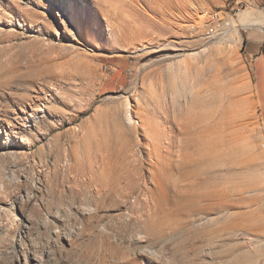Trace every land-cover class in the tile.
<instances>
[{
	"label": "rangeland",
	"instance_id": "rangeland-1",
	"mask_svg": "<svg viewBox=\"0 0 264 264\" xmlns=\"http://www.w3.org/2000/svg\"><path fill=\"white\" fill-rule=\"evenodd\" d=\"M263 41L264 0H0V264H264Z\"/></svg>",
	"mask_w": 264,
	"mask_h": 264
},
{
	"label": "bare ground",
	"instance_id": "bare-ground-1",
	"mask_svg": "<svg viewBox=\"0 0 264 264\" xmlns=\"http://www.w3.org/2000/svg\"><path fill=\"white\" fill-rule=\"evenodd\" d=\"M99 1V0H95ZM157 2V0H155ZM171 3V2H170ZM158 6V5H157ZM97 7V6H96ZM156 7V6H155ZM98 9V8H97ZM254 13H251L250 11H243L242 14V23L244 26L246 25H252V24H260L261 20L258 19H251V15ZM252 23V24H251ZM261 28V26H260ZM240 86V85H239ZM247 90L249 86L247 84L245 85ZM242 87V86H241ZM244 88V87H243ZM239 90H241L239 88ZM243 90V89H242ZM216 154V150L212 149L209 145L207 146L206 151V158L211 159V153ZM186 154V153H185ZM214 154V155H215ZM184 155V154H183ZM188 155V154H186ZM184 155V163L190 164L191 162H195L196 159H192L190 155L186 156ZM263 157V156H262ZM182 158V157H181ZM261 158V156H260ZM203 161V160H202ZM184 164V165H185ZM212 163H209L208 166H204L203 168H193L190 170H187L184 175L187 180L189 181L188 184V194L182 195L180 197L179 205L182 209L189 212L190 216L192 215H206L211 212H215L217 214H220L224 209L226 208L224 200V194L221 190L215 189L213 186L214 182L212 178ZM0 181V189L3 188ZM214 187V188H213ZM1 194V192H0ZM143 241V238L140 237ZM35 244H41V242H35ZM34 244V245H35ZM47 244H42L38 246L39 248L35 249V260L37 264H45L48 263V261L53 257L54 255V247L52 245L46 246ZM47 247V248H46ZM151 256H157L156 251L149 252ZM166 262H168V258H165Z\"/></svg>",
	"mask_w": 264,
	"mask_h": 264
},
{
	"label": "built area",
	"instance_id": "built-area-1",
	"mask_svg": "<svg viewBox=\"0 0 264 264\" xmlns=\"http://www.w3.org/2000/svg\"><path fill=\"white\" fill-rule=\"evenodd\" d=\"M241 1H235V4H239ZM219 12H216L210 18V23L204 28L206 36H213L219 28L223 26V17L219 16Z\"/></svg>",
	"mask_w": 264,
	"mask_h": 264
},
{
	"label": "trees",
	"instance_id": "trees-1",
	"mask_svg": "<svg viewBox=\"0 0 264 264\" xmlns=\"http://www.w3.org/2000/svg\"><path fill=\"white\" fill-rule=\"evenodd\" d=\"M246 43V41H244V44ZM261 53L263 54V56H264V41H263V43H262V45H261Z\"/></svg>",
	"mask_w": 264,
	"mask_h": 264
}]
</instances>
